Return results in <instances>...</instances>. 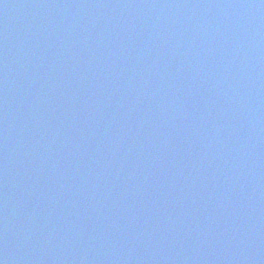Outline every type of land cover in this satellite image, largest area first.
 Instances as JSON below:
<instances>
[{
  "label": "water",
  "instance_id": "obj_1",
  "mask_svg": "<svg viewBox=\"0 0 264 264\" xmlns=\"http://www.w3.org/2000/svg\"><path fill=\"white\" fill-rule=\"evenodd\" d=\"M2 264H264V0H0Z\"/></svg>",
  "mask_w": 264,
  "mask_h": 264
},
{
  "label": "snow or ice",
  "instance_id": "obj_2",
  "mask_svg": "<svg viewBox=\"0 0 264 264\" xmlns=\"http://www.w3.org/2000/svg\"><path fill=\"white\" fill-rule=\"evenodd\" d=\"M0 264H2V262H0Z\"/></svg>",
  "mask_w": 264,
  "mask_h": 264
}]
</instances>
